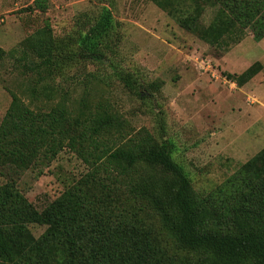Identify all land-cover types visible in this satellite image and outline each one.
I'll return each mask as SVG.
<instances>
[{"label":"trees","instance_id":"1","mask_svg":"<svg viewBox=\"0 0 264 264\" xmlns=\"http://www.w3.org/2000/svg\"><path fill=\"white\" fill-rule=\"evenodd\" d=\"M155 1L180 27L225 51L248 29L255 40L264 38V0ZM34 3L45 10L44 0ZM207 7L215 12L206 24ZM77 25V37L57 38L47 22L25 41L36 59L30 67L54 83L48 99L73 68L86 82L98 77L89 66L106 64L118 33L108 6L79 14ZM7 55L0 46V64ZM262 69L257 60L226 76L242 87ZM115 71L139 98L160 91L162 82L145 85L131 72ZM37 92L33 85L31 96ZM88 93L85 88L76 104L61 100L48 110L12 93L0 124V174L8 176L0 184V264H264V147L199 194L166 141L145 127L135 131L110 103H92ZM65 148L89 170L39 210L15 176ZM31 224L46 230L37 237Z\"/></svg>","mask_w":264,"mask_h":264},{"label":"rangeland","instance_id":"2","mask_svg":"<svg viewBox=\"0 0 264 264\" xmlns=\"http://www.w3.org/2000/svg\"><path fill=\"white\" fill-rule=\"evenodd\" d=\"M44 3L45 10H40L34 0H0V46L8 52L0 64V124L13 92L26 102L32 100L33 108L48 110L61 100L76 104L86 88L92 103H110L135 131L145 127L166 141L199 194L210 193L264 147V110L259 109L260 102L249 99L255 95L264 103V82L258 83L264 79V68L242 87L226 76L241 73L257 59L264 63V38L257 41L252 31L246 30L240 47L245 53L242 60L235 54L241 42L228 51L210 45L180 27L155 0ZM101 6L113 10L118 31L107 48L106 64L89 66L98 76L90 82L83 80L81 70L73 68L57 79L60 86L48 99L54 83L30 67L36 59L28 54L25 41L47 22L55 37H77L78 15L95 13ZM214 12L213 7H207L203 22L209 23ZM195 54L212 58L214 71H201L193 59ZM115 68L133 73L145 85L162 82L160 91L153 95L146 92L139 98L119 80ZM33 85L38 89L36 97L30 93ZM88 170L82 159L65 148L53 160L38 162L15 177L28 200L43 210ZM7 179L0 174V184ZM30 228L37 237L46 230L37 224Z\"/></svg>","mask_w":264,"mask_h":264},{"label":"built area","instance_id":"3","mask_svg":"<svg viewBox=\"0 0 264 264\" xmlns=\"http://www.w3.org/2000/svg\"><path fill=\"white\" fill-rule=\"evenodd\" d=\"M196 65H199V69L204 70L205 73L214 71L213 70V60L209 56H204L203 54H195L193 57ZM214 74V73H213ZM253 103L256 102L255 97L250 96L249 98Z\"/></svg>","mask_w":264,"mask_h":264},{"label":"crops","instance_id":"4","mask_svg":"<svg viewBox=\"0 0 264 264\" xmlns=\"http://www.w3.org/2000/svg\"><path fill=\"white\" fill-rule=\"evenodd\" d=\"M242 44H243L242 42L239 43V49L237 48V51L235 52V54L237 55V57H240V58H242V60H245V53L243 52V54H242V52H241V50H240V47H241ZM263 54H264V53H263ZM225 58H226V57H223V59H225ZM257 60L262 61L261 58H260V59H257ZM257 60H256V61H257ZM254 62H255V61H254ZM262 63H263V61H262ZM251 64H252V63H251ZM251 64H250V65H251ZM250 65H248V66H250ZM248 66H246V68H247ZM246 68H245V69H246ZM263 68H264V63H263ZM245 69H244V70H245ZM262 70H263V69H262ZM262 70H261V71H262ZM261 71H260V72H261ZM260 72H259V73H260ZM253 78H255V77H253ZM253 78H252L248 83H246V84L248 85L249 83H251V82L253 81ZM259 82H260V83H263V82H264V79H262V78L259 79V80H258V83H259ZM253 96L255 97V99H256V101H257L258 103H259V102L261 103V105H259V109L264 110V103L261 101V99H260V101H259L258 98H257L255 95H253Z\"/></svg>","mask_w":264,"mask_h":264}]
</instances>
